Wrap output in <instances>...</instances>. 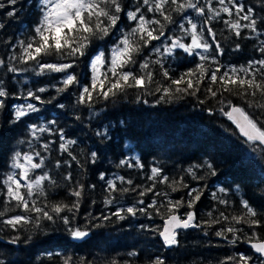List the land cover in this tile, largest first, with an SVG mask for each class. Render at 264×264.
Returning a JSON list of instances; mask_svg holds the SVG:
<instances>
[{
  "label": "trees",
  "instance_id": "trees-1",
  "mask_svg": "<svg viewBox=\"0 0 264 264\" xmlns=\"http://www.w3.org/2000/svg\"><path fill=\"white\" fill-rule=\"evenodd\" d=\"M237 2L254 9L259 34L244 29L241 37H235L223 24L222 19L212 21L216 40L223 48V55L217 56L221 72L228 66L246 65L249 60L264 58L257 50L260 42L264 41V23H261L264 20V0ZM0 3L5 5L0 9V25H3L0 27V59L5 61V65L0 66V87L9 93L7 97H0V100L4 101V106L0 107V173L9 170V160L14 151H29V126L47 125L53 131L44 133L41 143L54 142L50 146L51 152L43 153L49 157V167L58 180L69 171L73 178L71 184L61 181V186L55 188L49 198L52 202H70L75 199L69 194L70 188L77 182L83 184L84 196L76 222L83 225L86 220H91L89 235L82 240L72 239L59 220L55 224L45 221L43 231L30 229L17 233L10 228H4L0 231V260L4 264H62L61 256H72L74 261L84 257L92 261V264H108L113 258L145 264V261L157 256L162 257L166 264H220L226 257L237 253L254 255L243 239L232 244L228 242L231 240V234L228 240L215 235L216 230L228 223L225 221L212 227L204 225L200 228L181 229L177 231L178 243L166 246L158 239V230L161 229L163 219L153 210L149 209L151 219L139 213L134 217L125 214L124 220H118L112 215L118 207L132 206L139 199H143L146 206L155 198L154 192L165 191L172 200L181 197L187 200L186 194L191 188L203 189L201 199L193 209H188L185 204L180 208L179 214L194 211L197 222L209 220V211L213 213V218L218 217L221 211L226 215L239 213L241 200H247L258 212L264 213V148L257 142L246 141L235 125L220 111L221 108L227 111L228 102H231L264 121V109L249 107L248 101L253 98L227 92H218L216 97H212L205 91L209 85L206 77L195 96L174 93L171 99L165 98L156 103L162 93H155L154 83L149 86L148 91L130 88L116 96H110L107 100L94 96L91 104H78L79 86H72L60 93L56 91L57 87H62V74L46 73L37 76L31 70V63L25 65L10 60L11 55L19 53L18 41L27 39L38 22L37 0H17L15 5L9 4L8 0H0ZM124 3L131 4L132 0H124ZM214 5L219 6L215 4V0ZM13 10L15 15L9 17L7 13ZM189 12L191 13V10ZM221 16L228 19L223 13ZM176 19L179 20V17ZM128 23L126 18H122L120 27L124 28ZM173 28L174 26H169V29ZM175 33L180 35L178 28ZM166 34H169L168 29ZM119 37V30L114 29L109 36L92 41L86 55L78 60L74 68L82 83L90 80L89 63L92 57L100 51L109 55L111 47ZM205 37L211 42L212 38L208 37L207 33ZM185 42H190V39L186 37ZM159 43L153 41L136 56L137 63L129 68L139 73V63L149 56L152 46ZM237 44L240 45L238 50ZM44 59L52 62V58ZM149 59L155 60L157 56L153 53ZM198 63V57L190 56L181 49L174 50L172 56L164 58V68L173 78L194 69ZM9 64L21 71L7 72ZM209 67L214 69L216 65L210 64ZM151 68L155 73V81L165 86L170 84L169 80L164 79L159 65L153 64ZM41 87L46 88L43 93L36 92L41 101L27 97L29 90L35 92ZM216 87L213 85L214 90ZM28 103L35 104L38 111L15 120L14 106ZM59 129L63 130L66 139L76 141L71 146V151L79 163L72 161L68 153L59 151ZM98 132L102 135H97ZM37 150H40L38 145ZM93 151L97 153L95 162L90 159ZM136 158L140 160L142 168L120 166L121 160L135 164ZM206 159L213 164L215 176L210 175L207 168L194 170L198 176L203 177L200 180H194L185 172L191 165L202 164ZM57 160L62 162L60 168L54 167ZM65 160L71 163L70 168L63 164ZM152 167L162 168L163 175H167L170 181L183 177V183L187 184L188 188L180 187L178 191L173 192L166 184H157L154 192L144 197L138 195L141 188L126 194L117 192L113 194L115 203L105 206L107 185L105 180L100 179L101 173L105 175L106 180L123 176L125 180L130 179L133 182L128 185L116 180L118 188H132L137 185L148 187L152 184V181L147 179L151 175ZM90 185H95V188ZM221 187L228 189L226 196L218 192ZM213 192L229 200L230 206L214 200ZM158 199L165 200L164 197ZM12 214L16 213L8 215ZM102 216H110L111 219H93ZM142 225L148 227L142 228ZM236 227L249 231L245 225ZM258 231L264 233V227ZM16 235L20 236V240L15 244L8 243ZM29 235L32 236L31 240H28ZM131 251L137 252L138 255L129 257L128 253Z\"/></svg>",
  "mask_w": 264,
  "mask_h": 264
},
{
  "label": "snow or ice",
  "instance_id": "snow-or-ice-1",
  "mask_svg": "<svg viewBox=\"0 0 264 264\" xmlns=\"http://www.w3.org/2000/svg\"><path fill=\"white\" fill-rule=\"evenodd\" d=\"M8 3L15 5L17 0H8ZM37 3L38 22L32 28V34L27 39L18 41L19 53L11 55L10 60L25 65L31 63V70L37 76L46 73L62 74L60 79L62 87H57L56 91L60 93L72 86H79L78 104H91L94 96L107 100L110 96H116L130 88L148 91L149 86L154 83L156 85L155 93H162L156 103L165 98L171 99L174 93L195 96L207 77L209 85L205 91L212 97H216L218 92L251 97L253 99L248 101L249 107L255 106L264 109V58L249 60L246 65L228 66L221 72L217 56L223 55V48L216 40V33L211 26L212 21L222 19L223 24L235 37H241L244 29L259 34L258 20L254 16V9L251 6L245 7L237 0H215L218 7L214 5V0H203V3L201 0H132L131 4L124 3V0H37ZM4 7L5 5L0 3V9ZM222 13L228 19H223ZM7 15L9 17L15 15V10L9 11ZM176 17H179V20ZM122 18H126L129 22L124 28L120 27ZM261 23H264V20ZM170 25L174 28L169 29ZM176 28L180 35L175 33ZM114 29L119 30V39L111 47L109 55L100 51L92 57L89 63L90 80L87 83H82L74 71L78 60L86 55L93 40L109 36ZM166 29L169 34H166ZM205 33L212 38L211 42L206 39ZM186 37L190 39V42H185ZM153 41L160 43L152 46L149 56L154 53L157 59L150 60L149 56H146L139 63V73L131 70L129 66L137 63L136 56L148 48ZM213 45H215L214 50ZM239 48L240 45L237 44L236 49ZM176 49H181L190 56L198 57L200 63L194 69H189L179 77L173 78L164 68V58L172 56ZM257 50L264 57V41L260 42V47ZM44 58H52V62ZM153 64L160 66L164 79L169 80L170 84L165 86L154 80L155 73L151 68ZM210 64H215L216 67L210 69ZM4 65L5 61L0 59V66ZM18 71L21 70L12 64L7 66L9 73ZM213 85L217 86L215 90ZM45 91L46 88L43 87L36 89L35 92L29 90L27 97L41 101V97L36 92L43 93ZM148 94L154 93L148 92ZM8 95L9 93L0 87V97ZM258 96L260 99H256ZM144 102L147 103V101ZM3 106L4 101L0 100V107ZM228 108L227 111L224 108H221L220 111L235 125L239 134L248 142H258L259 145L264 146V121H261L259 117H253L244 108L232 105L231 102H228ZM14 109V118L17 121L30 112L38 111L36 105L32 103L15 105ZM52 131L53 129L47 125H30L28 132L31 139L27 141L29 151H14L9 160V170L0 173V198H2L0 231H3L4 228H10L17 233L30 229L43 231L45 221L55 224L59 220L62 221L65 231L72 239L82 240L89 235V225L91 224V220H86L83 225L76 222L85 186L77 182L74 187L70 188V196L75 197L70 202H52L49 198L50 193L61 186V181L71 184L73 179L72 173L69 171L58 180L49 167V157L43 154L51 152L50 146L54 142L41 143L42 135ZM57 131L61 140L59 151L68 153L72 161L79 163L71 151V146L76 141L66 139L62 129ZM97 135H102V133L98 132ZM37 145L40 150H37ZM96 157L97 153L91 152L90 159L93 162ZM61 163L60 160H57L54 167L60 168ZM63 164L71 167V163L67 160L63 161ZM124 165L143 167L138 158H136L135 164L121 160L120 166ZM202 168H207L210 175H216L213 164L207 159L202 164L191 165L185 172L194 180H200L203 177L198 176L194 170ZM100 179L105 180L107 185L105 189L107 195L104 198L105 206L115 203L113 194L117 192L126 194L141 188L138 195L144 197L148 193H153L157 184H166L173 192L178 191L180 187L188 188V185L183 183V177L180 180L172 179L170 181L167 175H163V169L160 167L151 168V175L147 179L152 181V184L148 187L137 185L132 188H118L116 180L121 181L122 184L132 185L133 183L130 179L125 180L123 176L106 180L105 175L101 173ZM90 187L95 188V185H90ZM218 192L226 196L228 189L221 187L218 188ZM202 194L203 189L191 188L186 194L187 200L184 197L172 200L168 198L169 193L165 191L154 192L155 198L146 206L145 201L139 199L132 206L118 207L112 215L118 220H124L125 214L134 217L139 213L147 215L151 219L149 209L153 210L163 219V226L158 231L166 246L178 243V229L200 228L204 225L212 227L225 221L228 223L216 230L215 235L228 240V236L231 234V240L228 242L232 244L243 239L254 255L237 253L226 257L220 264H264V233L258 231L264 227V213L258 212L247 200H241V211L232 215H226L224 211H221L218 217L213 218V213L209 211L207 213L209 220L197 222L194 211H187L183 215L178 214L180 208L185 204L188 209H193ZM159 197H164L165 200L160 201ZM212 198L219 204L230 206L231 202L223 196L217 195V192L212 193ZM17 210H19L18 213ZM9 213L16 214L8 215ZM93 219L109 220L111 217L102 216L93 217ZM236 225H245L249 231L246 232ZM141 227L148 226L142 225ZM205 234L207 235V233ZM31 238L32 236L29 235L28 240ZM19 240L20 236L16 235L8 243L15 244ZM137 255L135 251L128 253L129 257ZM60 259L62 264H92V261L84 257L79 258L78 261H74L72 256H61ZM0 264H4V262L0 260ZM108 264H136V262L113 258ZM145 264H166V261L157 256L145 261Z\"/></svg>",
  "mask_w": 264,
  "mask_h": 264
},
{
  "label": "water",
  "instance_id": "water-1",
  "mask_svg": "<svg viewBox=\"0 0 264 264\" xmlns=\"http://www.w3.org/2000/svg\"><path fill=\"white\" fill-rule=\"evenodd\" d=\"M232 105H235V104H232ZM235 106H237V105H235ZM227 110H229V108L227 109ZM258 143V142H257ZM263 148H264V146H262ZM179 214V213H178ZM162 226H163V223H162ZM162 226H161V228H162ZM178 230H180V229H178ZM177 230V231H178ZM158 239L161 241V242H163V239L159 236V232H158ZM164 243V242H163Z\"/></svg>",
  "mask_w": 264,
  "mask_h": 264
},
{
  "label": "rangeland",
  "instance_id": "rangeland-1",
  "mask_svg": "<svg viewBox=\"0 0 264 264\" xmlns=\"http://www.w3.org/2000/svg\"><path fill=\"white\" fill-rule=\"evenodd\" d=\"M169 132V131H168ZM167 133V132H166Z\"/></svg>",
  "mask_w": 264,
  "mask_h": 264
}]
</instances>
